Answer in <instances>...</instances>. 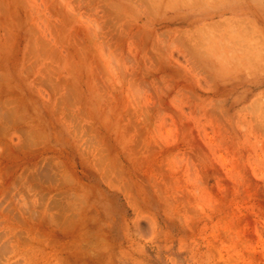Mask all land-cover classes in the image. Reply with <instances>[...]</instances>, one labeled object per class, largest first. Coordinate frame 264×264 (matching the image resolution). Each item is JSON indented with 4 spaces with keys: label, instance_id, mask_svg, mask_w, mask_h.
Wrapping results in <instances>:
<instances>
[{
    "label": "rangeland",
    "instance_id": "rangeland-1",
    "mask_svg": "<svg viewBox=\"0 0 264 264\" xmlns=\"http://www.w3.org/2000/svg\"><path fill=\"white\" fill-rule=\"evenodd\" d=\"M0 264H264V0H0Z\"/></svg>",
    "mask_w": 264,
    "mask_h": 264
},
{
    "label": "bare ground",
    "instance_id": "bare-ground-1",
    "mask_svg": "<svg viewBox=\"0 0 264 264\" xmlns=\"http://www.w3.org/2000/svg\"><path fill=\"white\" fill-rule=\"evenodd\" d=\"M241 11H242V10H241ZM245 11H246V10H245ZM235 12H236V11H235ZM223 19H224V18H223ZM245 19L248 21V19H250V18H248V19L245 18ZM227 20H228V19H227ZM230 20H231V19H230ZM234 20H235V19H234ZM243 20H244V19H243ZM220 21H221V20H220ZM223 21H224V20H223ZM238 21H239V20H238ZM249 21H250V20H249ZM225 22H226V21H224V23L221 22L222 25H223V24L226 25ZM228 22H229V21H228ZM228 22H227V23H228ZM234 22H237V21H234ZM239 22H240V21H239ZM239 22H238V24H242V23H243V22H242V23H239ZM245 22H246V21H245ZM254 22H255V21L252 22L253 24H251V22H250V24H251L252 26H253L254 24L257 25L256 22H255V23H254ZM231 23H233V21H232ZM247 23H248V22H247ZM217 24H219V23L217 22ZM228 24H230V22H229ZM235 24H236V27L239 26L237 23H235ZM222 25H220V26H222ZM231 25H232V24H231ZM229 26H230V25H228V27H229ZM232 26H233V28H234V24H233ZM246 26H248V25H246ZM228 27H227V28H228ZM236 27H235V28H236ZM241 27H242V26H241ZM241 27L239 26V28H237V29L239 30ZM248 27H249V26H248ZM256 27H257V26H256ZM235 28H234V29H235ZM252 28H254V26H253ZM216 29H217V28H216ZM230 29H231V27H230ZM234 29H233V30H234ZM245 29H247V28L245 27ZM245 29H244V33L241 32L242 35H244L245 32H246L245 35H247V37H250V36L252 35V32H250V30H251V31H254V30H253V29H248V31L251 33V35L249 36L250 33H249V32L247 33V31H246ZM241 30H243V29H241ZM236 31H237V30H236ZM239 32H240V30H239ZM235 34H236V33H235ZM236 35H238V34H236ZM240 35H241V34H240ZM234 36H235V35H234ZM219 39H220V38H219ZM219 39H217V40H219ZM209 40H210V42H214V41L217 42L216 39H215V40L213 39L212 41H211V39H209ZM229 40H230V39H229ZM219 41H220V40H219ZM196 46H197V45H196ZM212 50H213V49H212ZM220 50H221V48H220Z\"/></svg>",
    "mask_w": 264,
    "mask_h": 264
}]
</instances>
